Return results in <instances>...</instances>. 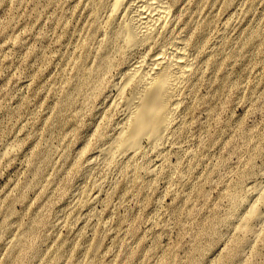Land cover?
I'll list each match as a JSON object with an SVG mask.
<instances>
[{
    "label": "rangeland",
    "instance_id": "1",
    "mask_svg": "<svg viewBox=\"0 0 264 264\" xmlns=\"http://www.w3.org/2000/svg\"><path fill=\"white\" fill-rule=\"evenodd\" d=\"M96 1L0 0V264H218L241 237L228 193L264 182V0H180L195 71L139 166L94 156L127 64L111 49L98 70ZM249 238L232 264H264Z\"/></svg>",
    "mask_w": 264,
    "mask_h": 264
},
{
    "label": "bare ground",
    "instance_id": "2",
    "mask_svg": "<svg viewBox=\"0 0 264 264\" xmlns=\"http://www.w3.org/2000/svg\"><path fill=\"white\" fill-rule=\"evenodd\" d=\"M203 3H206V0ZM180 6H182L180 0H173V2H168V0H97L92 4L93 21L91 24L95 32L101 35L104 44L103 52L105 51L104 54L108 55L103 56L102 63H97L98 70L100 66L106 69L110 67L111 63L107 58H109L111 49L122 54L127 62L113 84L114 94L108 97L110 104L118 108L119 115L114 132L104 138L103 145L94 153L95 157L101 156L103 160L115 163L121 160L128 164L135 162V166H139L140 164L137 165L135 160L162 148L163 145L160 146L163 140L172 133L177 124L176 116L182 103L180 94L185 87L189 86L188 82L190 84L192 81L195 71V54L199 50L195 43L197 41L187 36L185 23L179 18L177 11ZM211 17L209 16V20ZM204 26L205 24L202 27ZM202 35L199 38L201 41L204 40ZM228 46L232 47V45ZM208 53L206 50L203 51L205 55ZM211 54L214 55V52ZM85 67L80 69H82L84 79H89L87 74L89 69L85 72ZM106 69L103 70L106 71ZM195 73H198L197 69ZM91 77L93 78L92 74ZM96 83L93 86H98L99 82ZM66 99L69 102L68 96ZM144 138L147 140L145 146L142 145ZM137 170L140 169L137 168ZM135 175L138 176V174ZM236 193L233 191L227 195L233 208L226 222L236 216V228L239 227L237 230L240 231L241 237L235 239L234 247H230L227 253L218 259V264H232L235 257L241 256L239 250L251 242L250 236L255 241L264 242V228L256 226L264 222V182L253 187L251 196L246 201L244 198L241 201ZM242 204L244 211L238 214L237 211ZM253 242L252 240V244ZM231 250L236 252L233 258L234 253H231Z\"/></svg>",
    "mask_w": 264,
    "mask_h": 264
}]
</instances>
